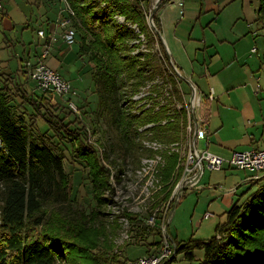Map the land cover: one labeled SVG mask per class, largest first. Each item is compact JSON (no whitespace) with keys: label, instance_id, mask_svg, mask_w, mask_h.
<instances>
[{"label":"rangeland","instance_id":"obj_1","mask_svg":"<svg viewBox=\"0 0 264 264\" xmlns=\"http://www.w3.org/2000/svg\"><path fill=\"white\" fill-rule=\"evenodd\" d=\"M174 1L170 0L171 3H175ZM187 1L185 0V2ZM195 1L211 2L209 0ZM213 1L222 10V13L218 16L220 17L218 23H215L212 19L215 17L214 11L205 12V8L201 11L196 9L194 10V13H196L194 16L190 14L191 11L188 12L186 10V5L183 13L185 16L181 23L187 22V32L199 33L201 38L202 32L207 29L209 31L217 29L229 34L242 32L240 26L247 25L249 32L252 34L242 35L235 44H237V50L242 54V58L248 60V67L246 64L244 66L251 70L253 68L252 65H254L256 67L253 70H259L256 64L258 63L259 65L260 57H263L262 54L264 52V20L261 22L256 20L258 1ZM66 2L68 1L0 0V57L11 60L15 58L18 61L20 56L26 61L31 59L29 55L22 53V42L17 45V48L21 49L19 53L22 55H19L18 58L15 57L14 39L16 36V42L20 41L18 35L23 32L21 28L23 24H18L17 30L11 31L12 36H10L2 22L5 10L11 13L16 23L26 20L31 22V27L25 32L24 36L26 44L32 45L36 39V30L41 26L37 19L45 18L44 20L46 21L48 20L46 17L48 15L50 17L57 15L55 22H57L58 17H60L59 22H62V19L63 22L69 19ZM156 2V0H149V2L145 0L142 3L146 9L143 22L145 24L142 25L143 23L140 24V22L138 24L145 33V43L141 41L136 47L131 46L130 52L123 53V55L128 54L130 58H135L138 54L133 52L137 49L144 51L140 53L143 56L136 65V69L141 68V77L133 76L124 81V83L119 80L117 82L118 85L113 90H108L103 82L102 75L94 71L95 66L91 61L90 55L81 56L86 63L83 69L85 73H88V76L85 75L84 77L83 84L85 86L80 84L79 88L74 87L77 92V97L74 101L79 107L80 114L69 111L60 97L38 89L30 78L27 77L26 81L25 77L20 79L16 72L19 62L16 66L15 64L9 66L6 65V62L9 61L0 59V76H3L8 86L12 87L11 98H14L13 104H16L17 111L28 119L27 122L30 125L31 133L35 138L41 136L48 142L51 141L55 145L56 152L63 153L64 156L63 163L67 174L64 187L66 198L63 203L50 202V204L48 203L45 206L47 208L45 210L47 223L42 226V230H53L66 238H74L77 235L82 239H90L94 235L98 236L103 233L104 236H101L102 240L106 238V240L109 239L111 243H114L120 228H122L120 218L123 216L128 217L129 220L131 219L129 223L131 240L122 247H117L114 243L115 247L113 248V251L116 253L118 251V255L122 258L128 259L158 253L165 246L166 241L171 246L172 243L175 244V240L183 243L192 238L209 239L214 235L215 227L219 223L227 221L226 211L229 210L232 203L239 201L242 205L246 204L245 202L251 198L252 194L264 185V180H261V182L246 181V183H243L242 181L247 176L246 171L223 168L222 171H209L206 169L200 182L202 187L188 190L187 187H182V184L177 188L178 183H184L183 163L186 155L185 142L187 126L190 123L189 119H191L193 124V118L188 113L191 110L190 98L192 93L189 84L184 80L181 72L178 71L176 64L169 56L167 57L168 51L165 48L164 38L162 41L155 32L158 29L161 34L163 33L162 7L166 4L162 5V0L157 3L153 17L154 26L151 22H148L147 17H150ZM128 3L131 2L121 3L120 7ZM120 14L124 15L123 13ZM155 18L159 20L157 24ZM200 19H204L202 24H200ZM112 21L114 22V17ZM69 25L74 27L73 21ZM74 28L78 34L76 44L79 46L78 29ZM177 32L182 33L183 31L177 29ZM254 32H257V35ZM132 35L134 36L133 40L139 39L134 33ZM246 38H252L253 40L248 44L247 41H244ZM158 39L161 40V43L163 42V46L160 45ZM132 41H130V45ZM74 47L77 48L76 46ZM163 47L166 52H164ZM250 48H252V52H257V49H259V55L257 53L253 54L254 59L247 54L251 50ZM253 48H256V50L253 51ZM200 78L199 86L201 88L198 86L200 92L203 94L208 93L210 87L207 84V79L204 76ZM257 78H260V83L257 82ZM140 79H143V82L136 88V84ZM252 80L254 82V91H252L250 84L242 88L241 93L245 91L247 95L245 100L242 97V102L234 97L238 94L237 88L229 87L228 91L226 90L220 98L214 92V102L211 106L208 105L207 112L211 120V133L218 132V137H216L218 140L211 138L213 142L210 146L212 153H216L219 148L225 147L226 149L219 152L224 154L223 156L221 155L222 157L229 158L230 150L264 149V124H257L255 117H253V115L257 116L261 110L264 112V90L261 91V95L255 93L256 89L259 92L258 85H262L264 89V64L262 70L256 73ZM179 81L181 82L179 83ZM212 84L214 85V80H211ZM35 94L44 96V98L49 100L50 105ZM178 94L183 95V101L177 98ZM163 97L168 100H164ZM205 97H202L204 98L202 99L203 107H205L206 103ZM162 100L167 108L165 113H162V110L166 109L162 107ZM178 106H181V108L184 106L187 116V126L181 129V132H183L182 138L176 142L159 139L153 131L157 126L165 125L169 120L171 122L176 120L175 123L179 120L183 124V111ZM121 110L129 117L144 116L147 112L152 114L161 113L164 119L161 118L156 122L133 126L125 136L122 128L116 122V115ZM199 110L200 117L205 119L206 116L203 115L205 109L201 110L200 108ZM68 111L71 112L70 115ZM198 112L196 109L195 117H197L196 113L198 115ZM242 112L245 115L239 119ZM62 117H64L65 123H73L69 125V129L78 134L86 144L96 148L100 164L103 166L102 168L108 179L107 186L102 191H98L97 184L90 176L88 166L76 160L71 154L69 142L61 141L54 136L55 132L50 129V124H57V120ZM248 119L251 120L250 123ZM179 126L181 128V125ZM146 140L157 141L163 147L159 150L147 148L145 146ZM129 142L133 144L130 148L127 147L130 144ZM173 144L176 145L173 146ZM199 148L205 149V141H199ZM158 154L162 155L164 160L160 171L166 165L168 156H177L176 167L169 182L172 189L167 200H163L164 194L159 193L165 185L160 171L161 189L154 194L150 192V196L143 189L140 177L135 172L141 165L143 158L153 157ZM227 154L229 155L227 156ZM234 188L238 191L230 193L231 196H234L233 202L229 201L227 197H224L225 199L222 197L226 192L232 191ZM2 193L3 190L0 188V200L2 199ZM171 203L173 207L170 210ZM156 211L159 225L164 220L165 230H162V227H150L149 233L140 231L141 228H148L147 219ZM206 213H210L211 216L205 218ZM157 242L159 245H151ZM175 247L176 255L172 256L171 254L170 258H165L161 264L173 259L170 264H197L198 260L203 259L204 251L202 249L195 250L196 260L190 262L184 258L183 253L177 254L176 244ZM57 264L84 263L81 261L75 263L73 260L65 259Z\"/></svg>","mask_w":264,"mask_h":264},{"label":"trees","instance_id":"obj_2","mask_svg":"<svg viewBox=\"0 0 264 264\" xmlns=\"http://www.w3.org/2000/svg\"><path fill=\"white\" fill-rule=\"evenodd\" d=\"M67 1L74 12V16L69 15L70 22L73 21L80 37L79 53L81 56L90 55L94 71L102 75L108 90H113L119 80L124 83L133 76L141 77V68L136 69V65L143 54H138L135 58L123 55L131 51L129 43L134 36L130 30L119 28L112 21V16L123 13L128 20L142 24L146 13L142 4L145 0H106L107 2L97 3L94 0ZM169 1L162 0L161 4ZM257 1L256 20L261 22L264 20V0ZM125 2L131 3L120 7ZM4 16H7L5 11ZM155 22L157 24L159 20L155 18ZM159 42L163 46V42ZM262 60L264 62V54ZM25 62L22 56L19 57L16 72L20 79L25 77L26 81L28 74ZM142 82L143 79H140L136 88ZM11 89L5 78L0 76V188L3 190L0 200V264H57L65 259L84 264H128L129 260L137 259L138 257L122 258L118 251L114 252V243L106 238L101 239L103 233L90 239H82L77 235L66 238L53 230H42V226L47 223L45 206L50 202L63 203L66 198L64 156L63 153L56 152L51 141L50 144L43 137L35 138L31 133L28 119L13 104ZM35 95L50 103L44 96ZM177 98L183 101L181 94ZM66 108L68 109L67 106ZM165 110L167 108L162 113ZM181 110L183 124L179 120L177 123L176 120H169L165 125L154 128L156 137L168 142H176L182 138L181 129L187 126V116L184 106ZM160 114L147 112L144 116L129 117L121 110L116 115V122L126 136L133 126L159 121L162 118ZM57 122L50 124V129L55 132L54 136L69 142L71 154L88 166L98 191H102L107 186L108 179L96 148L86 144L78 134L69 129L72 122L65 123L64 117ZM131 145L133 144L130 143L127 147L130 148ZM176 163L177 156H168L166 165L160 171L165 184L159 192L164 194L163 200L170 197L172 187L169 182ZM245 203H232L226 211L227 221L219 223L209 239L192 238L183 243L175 240L177 254L183 253L184 258L192 262L196 260L195 250L202 249L204 256L197 264H264V185ZM170 206L171 210L172 203ZM149 228L144 227L140 231L147 233ZM151 245L159 244L157 242ZM171 261L165 264H170Z\"/></svg>","mask_w":264,"mask_h":264},{"label":"crops","instance_id":"obj_3","mask_svg":"<svg viewBox=\"0 0 264 264\" xmlns=\"http://www.w3.org/2000/svg\"><path fill=\"white\" fill-rule=\"evenodd\" d=\"M209 1L211 2H196L195 0H188L187 2H185L184 8L186 5V10L188 12L191 11L190 14L194 16L196 14L194 13V10L196 9H200L199 11H201L203 8H205V12L214 11L215 17H213L212 19L215 23H218L220 18L218 16L222 13V10L219 8V5L217 3H215L214 1L212 2V0ZM178 11L179 10L177 5L173 2L171 3L170 1L162 7V35L166 46L165 48H167L168 51V56L176 64L179 69L178 71L181 72L184 80H186L187 83L191 81L198 88L199 83L201 81L200 77L204 76L208 81V86L214 89L215 94L219 95L218 98H220L221 95L223 96V93L226 90L228 91V88L231 87L237 88L238 90V94H236V96L234 97L238 98L240 102H242V97L245 100L247 95L245 91H242L241 93V89L247 87L248 84H250V86L252 87V91H254V82L252 79L254 78L256 73L262 70L264 64L262 60L263 57H260L259 65L258 63L256 64L259 70L254 71L253 68L256 67L254 65H252L253 68H251V70L247 69L244 65L246 64V66L248 67V60L243 59L242 54H240L237 50V44L235 43L239 41L242 35L246 36L247 34H252L249 32L247 25L240 26L242 32L239 31L229 34H226L225 32L217 29L213 31H209L207 29L206 31L202 32L201 38L199 33H194L193 31L187 32L188 23H181L185 15L183 16V18H180ZM5 12L7 16L3 17L2 22L3 25H5L6 32H8L10 36H12L11 31L17 30L18 24H23V26L21 27L23 29V32L21 33V35H18L20 41L16 42V36L14 39L13 48L14 51H16V58H18L19 55H22L19 53L21 52V49L17 48V45L21 42L23 44L22 53L29 55V58L31 59L32 56L33 59H37L38 56L40 57L43 53H45L46 50H48L44 61L49 67L57 71L62 77L68 80L72 84L73 88H79L80 84L84 85V77L85 75L88 76V73H85L83 69L86 63L81 57L79 53V46L76 43L72 46H69L65 43L63 39V35L65 32V27L62 25L63 19L62 22H59L60 17H58L57 22H55L57 15H53L52 17H50V15L46 16L48 18V20L46 21L44 20L45 18L41 20L37 19L38 23L41 26L36 30V39L33 41V44L27 45L25 42L24 34L31 27V22L26 20L19 21V23H16L11 13H9L8 10H5ZM203 21L204 19H200V24H202ZM6 25L8 26L6 27ZM177 29L183 32L179 33L177 32ZM40 30H44L45 33H43V36H40L38 34ZM254 34L257 35V32H254ZM252 40V38L244 39V41H247L248 44L251 43ZM74 46H76L77 48H75ZM250 49L251 50H249V53H247L249 57L251 56V58L254 59V53H257L259 55V49H257V52H252V48ZM0 59L4 61H9L6 62V65L9 66H12L14 64L16 66L19 62L18 59L15 58L11 60L0 57ZM259 79L260 78H257V82L260 83ZM211 80H214V85H211ZM258 90L259 92H257L256 89L255 93L261 95V91L264 90L262 85H258ZM204 94L206 95L207 93ZM213 102L214 100L211 102L206 100L205 107L202 106L201 108V110L205 109V111H203V115L206 116L207 120L210 151V146L213 143L211 141V138L215 139L216 137H218L217 131L211 133V120L209 114L207 113L208 105L211 106ZM244 115L245 113L242 112L239 116V119H241V117H243ZM253 117H255V122L257 124H264V112L262 110L260 111V113L257 114V116L253 115ZM248 122L250 123L251 120L248 119ZM216 140H218V138H216ZM223 149L226 148H219L218 152H216L215 154L223 156L224 154H222V152H219ZM229 152L231 154L233 151L230 150ZM228 155L229 154H227V156ZM223 168L225 169L230 167L225 165ZM245 180L246 177L242 182L246 183ZM199 187H202L201 183H199ZM236 191L238 190L236 189ZM230 193L231 191H228L222 197H227L229 201L233 202L234 196H231Z\"/></svg>","mask_w":264,"mask_h":264},{"label":"built area","instance_id":"obj_4","mask_svg":"<svg viewBox=\"0 0 264 264\" xmlns=\"http://www.w3.org/2000/svg\"><path fill=\"white\" fill-rule=\"evenodd\" d=\"M97 2H107L106 0H94ZM175 4L179 10V17L183 18L184 16V4L185 0H175ZM67 12L69 15H74L73 10L70 7V4L66 2ZM102 6H105V3H102ZM114 22L119 28H126L134 33L139 39L133 40L131 42L132 47H136L137 44L143 41L145 43V33L140 25L137 22L128 20L126 16L117 13L114 16ZM148 22L150 23L149 16L147 17ZM70 19L64 21L62 25L65 27V33L63 39L65 43L69 46H72L76 43L77 40V31L74 27L69 25ZM45 33L44 30H40L38 34L43 36ZM143 43V44H144ZM145 46V44H144ZM256 48H253L255 51ZM144 52L143 50L137 49L134 54H140ZM48 50L45 51L37 59L27 60L25 68L27 70L28 77L35 83L36 87L43 92L48 94L60 97L68 107L70 111L75 114H80V110L76 101L74 99L77 97V92L74 90L72 84L62 77L57 71L49 67L44 58L46 57ZM190 86V91L192 96L190 98L191 110H189V115L193 118V124L191 119L190 123L187 126V138L185 142V161L184 165V183H178L179 186H185L188 190L199 188V183L205 173V170L209 171H220L225 165L230 168L246 171L248 175L246 176L245 181L257 182L264 180V149L253 148L245 151H233L230 154L229 158H224L220 155L212 153L209 150V140H208V129H207V120L202 119L199 115L200 108H202V97L206 96V100L212 101L214 97V89L210 88L209 92L204 95L191 81L188 82ZM163 84V83H162ZM189 91V92H190ZM182 95V94H181ZM183 96V95H182ZM140 98V97H139ZM164 100H168L166 97H163ZM164 101L162 100V107H165ZM181 109V106H178ZM178 108V109H179ZM197 109L198 115L195 111ZM205 141V149L199 148V141ZM176 144H173L175 146ZM145 146L153 150L162 149V144L157 141L146 140ZM164 160L162 155H156L153 157H145L142 160L141 165L135 171L136 174L140 177L143 185V189L147 191V195L150 196V192L154 194L155 192L161 189L159 171L161 166H163ZM236 188L231 192H235ZM183 193V191H182ZM156 212L152 214L147 219L148 227H162V230H165L164 220L161 221L159 225L156 217ZM210 213L205 214V218H209ZM121 219L122 228H120L119 234L114 240V243L117 247H122L126 243H129L131 240V231H130V220L128 217L123 216ZM174 245V246H173ZM176 255L175 244L168 243L160 249L158 253H151L150 255H145L138 257L137 259L129 260L128 264H161L162 260L165 258H170V255Z\"/></svg>","mask_w":264,"mask_h":264},{"label":"water","instance_id":"obj_5","mask_svg":"<svg viewBox=\"0 0 264 264\" xmlns=\"http://www.w3.org/2000/svg\"><path fill=\"white\" fill-rule=\"evenodd\" d=\"M157 2H156V5L154 6V8H153V12L150 14V17H149V19H150V22H151V24L154 26V24H153V17H154V13H155V10H156V7H157V3L159 2V0H156ZM156 34H157V36L163 41V36H162V34H161V32H160V30H158V29H156ZM166 47V46H165ZM167 49V48H166Z\"/></svg>","mask_w":264,"mask_h":264}]
</instances>
